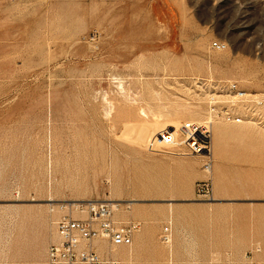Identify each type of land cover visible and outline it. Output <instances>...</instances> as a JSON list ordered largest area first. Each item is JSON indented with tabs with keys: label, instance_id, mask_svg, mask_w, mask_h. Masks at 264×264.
Listing matches in <instances>:
<instances>
[{
	"label": "rangeland",
	"instance_id": "rangeland-1",
	"mask_svg": "<svg viewBox=\"0 0 264 264\" xmlns=\"http://www.w3.org/2000/svg\"><path fill=\"white\" fill-rule=\"evenodd\" d=\"M228 81L264 93V0H0V264H46L64 203L108 198L139 222L99 247L118 264H264V106L212 117L211 173L131 128L207 120Z\"/></svg>",
	"mask_w": 264,
	"mask_h": 264
},
{
	"label": "built area",
	"instance_id": "built-area-1",
	"mask_svg": "<svg viewBox=\"0 0 264 264\" xmlns=\"http://www.w3.org/2000/svg\"><path fill=\"white\" fill-rule=\"evenodd\" d=\"M213 48L225 50L228 44L214 40ZM218 92L209 94L207 109L214 118L240 123L244 120V109L264 106V93L242 91L237 82L217 84ZM225 98H220L219 95ZM213 122L185 120L177 130L163 128L152 136L147 149L153 152L198 156L203 158V168L212 170ZM199 199L213 198V181L209 176L196 184ZM118 206L110 201H87L75 205L56 222V237L46 252V264H118L119 260L99 250L101 244L110 249L130 245L139 229L135 220L122 221L117 216ZM84 214V215H83ZM170 227H164L162 236L169 239Z\"/></svg>",
	"mask_w": 264,
	"mask_h": 264
},
{
	"label": "bare ground",
	"instance_id": "bare-ground-1",
	"mask_svg": "<svg viewBox=\"0 0 264 264\" xmlns=\"http://www.w3.org/2000/svg\"><path fill=\"white\" fill-rule=\"evenodd\" d=\"M147 115V114H146ZM148 116V115H147ZM144 117H145V115H144ZM153 118H151L152 120H150V122L152 121L153 122V124H151L150 123V125H149V127L152 125V128L151 129H149V128H147L146 127V125H138L137 123V125L136 126H132L131 128H133L132 130L134 131V141H136V143L137 144H139V145H143V144H145V142L146 141H148V139H150V137H152V136H154V135H156V134H158L163 128H169V129H171V130H177L178 129V127L180 126V123H179V121L178 120H176V119H170V120H162L161 118L162 117H160V116H157V115H154V116H152ZM148 118V117H147ZM147 118H146V120H147ZM196 117H193V119H195ZM198 118V117H197ZM209 120H211L212 121V117L210 116L209 118H208ZM149 120V119H148ZM146 123H148V121H146ZM159 123V124H158ZM134 124V123H133ZM133 124H131V125H133ZM142 124V123H141ZM144 124V123H143ZM129 126V125H128ZM216 129L218 130V133L219 134H224L225 132H226V130H225V128H223V127H216ZM230 133V132H229ZM226 134V133H225ZM227 135H228V133H227ZM146 146V145H145ZM213 200H216V198L214 197V198H212ZM48 200H55V199H48ZM71 201H67L68 203H64V204H68V205H72V204H74V205H77V204H79L78 202H77V200H79V199H70ZM85 200V199H84ZM88 201H91L90 199H87ZM105 200H107V201H110V202H112L114 205H116V206H118L120 203H119V201L121 200V199H118V198H108V199H105ZM211 200V199H210ZM219 200V199H218ZM83 202H87V201H83ZM80 203H82V202H80ZM84 215V214H83ZM114 249H112V251H113Z\"/></svg>",
	"mask_w": 264,
	"mask_h": 264
}]
</instances>
